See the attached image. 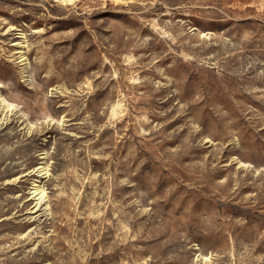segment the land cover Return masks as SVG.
<instances>
[{
    "label": "rangeland",
    "instance_id": "374dc122",
    "mask_svg": "<svg viewBox=\"0 0 264 264\" xmlns=\"http://www.w3.org/2000/svg\"><path fill=\"white\" fill-rule=\"evenodd\" d=\"M0 101V264H264V0H0Z\"/></svg>",
    "mask_w": 264,
    "mask_h": 264
},
{
    "label": "bare ground",
    "instance_id": "6f19581e",
    "mask_svg": "<svg viewBox=\"0 0 264 264\" xmlns=\"http://www.w3.org/2000/svg\"><path fill=\"white\" fill-rule=\"evenodd\" d=\"M62 2H70L72 0H61ZM1 102V101H0ZM1 105V104H0ZM45 167L44 166H40L39 170H40V175H43L45 173L44 171ZM38 185V184H37ZM34 196L36 199H38L37 203L39 204L40 207H42L43 203V195L44 193L42 192V189H40L38 186H36V188L33 190ZM37 204V205H38ZM37 208V207H36Z\"/></svg>",
    "mask_w": 264,
    "mask_h": 264
}]
</instances>
